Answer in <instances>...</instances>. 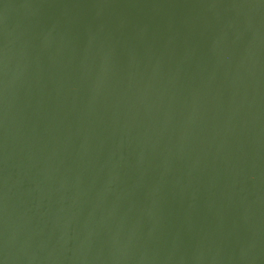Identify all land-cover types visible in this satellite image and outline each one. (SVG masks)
I'll return each mask as SVG.
<instances>
[{
  "label": "water",
  "instance_id": "95a60500",
  "mask_svg": "<svg viewBox=\"0 0 264 264\" xmlns=\"http://www.w3.org/2000/svg\"><path fill=\"white\" fill-rule=\"evenodd\" d=\"M2 264H264V0H0Z\"/></svg>",
  "mask_w": 264,
  "mask_h": 264
},
{
  "label": "snow or ice",
  "instance_id": "6c2138e0",
  "mask_svg": "<svg viewBox=\"0 0 264 264\" xmlns=\"http://www.w3.org/2000/svg\"><path fill=\"white\" fill-rule=\"evenodd\" d=\"M0 264H2V262H0Z\"/></svg>",
  "mask_w": 264,
  "mask_h": 264
}]
</instances>
